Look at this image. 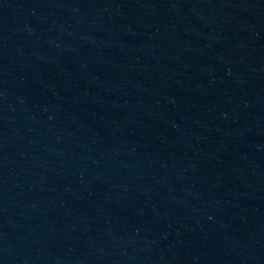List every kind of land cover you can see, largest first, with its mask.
I'll use <instances>...</instances> for the list:
<instances>
[{"label":"water","instance_id":"water-1","mask_svg":"<svg viewBox=\"0 0 264 264\" xmlns=\"http://www.w3.org/2000/svg\"><path fill=\"white\" fill-rule=\"evenodd\" d=\"M0 264H264V0H0Z\"/></svg>","mask_w":264,"mask_h":264}]
</instances>
